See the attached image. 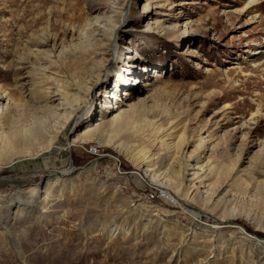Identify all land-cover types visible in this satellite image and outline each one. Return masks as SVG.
Here are the masks:
<instances>
[{"label": "rangeland", "instance_id": "374dc122", "mask_svg": "<svg viewBox=\"0 0 264 264\" xmlns=\"http://www.w3.org/2000/svg\"><path fill=\"white\" fill-rule=\"evenodd\" d=\"M0 264H264V0H0Z\"/></svg>", "mask_w": 264, "mask_h": 264}, {"label": "bare ground", "instance_id": "6f19581e", "mask_svg": "<svg viewBox=\"0 0 264 264\" xmlns=\"http://www.w3.org/2000/svg\"><path fill=\"white\" fill-rule=\"evenodd\" d=\"M114 38H115V36H114V32H113L112 39H114ZM88 91H89V90H88ZM46 95H47V94H46ZM107 95L111 96V94H107ZM107 95H106V96H107ZM51 98H55V96H52ZM85 100H86L85 98H82V99L80 100V101H81V102H80L81 104L78 105L79 108H81V105H82L83 102H85ZM83 104H84V103H83ZM78 110H79V109H78ZM78 113H79V111H77V113H75V114H76L75 117H74V116H73V117L76 118L77 115H78ZM73 117H72V115H71L70 117L67 116V118H66V122H67V119L69 120V118H70V119L72 118V120H73V119H74ZM66 122H65V124H66ZM65 124H64V125H65ZM64 125H63V127H64ZM59 131H60V130H59ZM25 139H26V138H25ZM28 141L31 142V140H29V139H28ZM28 141H27V140H23L22 143L26 145V144H28ZM13 143H15V142H13V140H10V141H5V140H3V146H6V147H7V146L10 147ZM40 144H42V145H41V146H42L41 151L44 152V151L48 150V147H49V146H47L48 144L45 145V143H43V142H41ZM14 146H15V145H14ZM27 149H28V148H27ZM35 151H36V150H35ZM190 157H191V156H190ZM187 158H188V157H187ZM188 195H189V194H188ZM164 197H166V196H164ZM167 198H168V197H167ZM233 217H235V216H233ZM217 223H218V222H217ZM226 223H228V225H230V224L234 223V220L229 219Z\"/></svg>", "mask_w": 264, "mask_h": 264}, {"label": "built area", "instance_id": "2783aa9c", "mask_svg": "<svg viewBox=\"0 0 264 264\" xmlns=\"http://www.w3.org/2000/svg\"><path fill=\"white\" fill-rule=\"evenodd\" d=\"M156 196H158V191L157 190L150 189V190L147 191V198L148 199L153 200L154 198H156Z\"/></svg>", "mask_w": 264, "mask_h": 264}]
</instances>
